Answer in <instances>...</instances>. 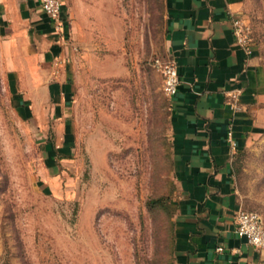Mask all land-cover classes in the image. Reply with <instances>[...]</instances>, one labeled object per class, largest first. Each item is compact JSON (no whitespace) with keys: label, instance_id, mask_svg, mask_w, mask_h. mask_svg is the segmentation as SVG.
Here are the masks:
<instances>
[{"label":"rangeland","instance_id":"374dc122","mask_svg":"<svg viewBox=\"0 0 264 264\" xmlns=\"http://www.w3.org/2000/svg\"><path fill=\"white\" fill-rule=\"evenodd\" d=\"M62 4L74 91L50 114L25 98L0 37V264H176L165 0ZM242 16L264 79V0ZM233 165L240 210L264 224V128Z\"/></svg>","mask_w":264,"mask_h":264},{"label":"crops","instance_id":"0c3cea01","mask_svg":"<svg viewBox=\"0 0 264 264\" xmlns=\"http://www.w3.org/2000/svg\"><path fill=\"white\" fill-rule=\"evenodd\" d=\"M165 3L169 50L180 76L170 98L180 187L176 264H254L264 250L236 232L241 202L233 165L264 128V79L254 52L237 43L232 28L244 0ZM0 8L1 57L8 58L25 98L50 114L74 91L71 16L62 4V35L41 0H3Z\"/></svg>","mask_w":264,"mask_h":264},{"label":"built area","instance_id":"2783aa9c","mask_svg":"<svg viewBox=\"0 0 264 264\" xmlns=\"http://www.w3.org/2000/svg\"><path fill=\"white\" fill-rule=\"evenodd\" d=\"M41 4L55 30L61 34L64 29L61 0H41ZM232 28L237 43L246 51L251 52L249 27L243 16H238L232 20ZM163 73L165 92L171 98L177 93L180 85L176 63L171 61L165 64ZM228 139L232 145H236L231 129L228 132ZM236 224V232L240 237L245 238L248 244L264 250V224L257 212L239 210L236 214Z\"/></svg>","mask_w":264,"mask_h":264}]
</instances>
